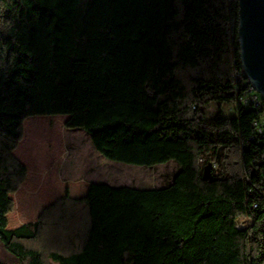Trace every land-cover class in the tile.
I'll list each match as a JSON object with an SVG mask.
<instances>
[{"label": "trees", "instance_id": "obj_1", "mask_svg": "<svg viewBox=\"0 0 264 264\" xmlns=\"http://www.w3.org/2000/svg\"><path fill=\"white\" fill-rule=\"evenodd\" d=\"M97 1L0 0V264H264V209L248 193L264 180V143L250 138L258 112L222 110L236 102L239 0H147L151 63L89 52ZM56 114L105 158L176 169L161 187L66 189L10 229L11 194L27 176L14 153L23 121ZM251 214L246 230L234 226Z\"/></svg>", "mask_w": 264, "mask_h": 264}, {"label": "rangeland", "instance_id": "obj_2", "mask_svg": "<svg viewBox=\"0 0 264 264\" xmlns=\"http://www.w3.org/2000/svg\"><path fill=\"white\" fill-rule=\"evenodd\" d=\"M96 4L93 15L86 21V39L96 37L89 52L94 48L98 51L96 55L143 57L148 52L145 43L153 42L154 6L147 0H98ZM231 107L235 103L222 106L224 115H235ZM216 109L217 105L210 103L205 112L211 117ZM66 118L65 114H56L24 119L23 137L14 153L26 166L27 176L11 194L14 208L8 214V228L33 220L42 207L61 198L66 189L75 196L92 182L127 184L140 189L161 187L165 176L176 169L173 161L147 167L105 158L93 147L88 133L64 126ZM25 123L29 124L27 133ZM18 213L31 214L13 225L12 216ZM5 256L0 245V258Z\"/></svg>", "mask_w": 264, "mask_h": 264}, {"label": "water", "instance_id": "obj_3", "mask_svg": "<svg viewBox=\"0 0 264 264\" xmlns=\"http://www.w3.org/2000/svg\"><path fill=\"white\" fill-rule=\"evenodd\" d=\"M240 63L244 77L264 95V0H239ZM211 161L204 164L202 175L212 179Z\"/></svg>", "mask_w": 264, "mask_h": 264}, {"label": "built area", "instance_id": "obj_4", "mask_svg": "<svg viewBox=\"0 0 264 264\" xmlns=\"http://www.w3.org/2000/svg\"><path fill=\"white\" fill-rule=\"evenodd\" d=\"M234 77L236 84L234 91L236 92L235 107L231 110L238 113L239 110L253 109L258 112V117L252 123V134L250 138L256 139L264 143V95L257 91L253 85L244 77L241 66L235 70ZM200 160H204L201 158ZM213 167L216 166L214 161H211ZM249 180V179H248ZM248 193L252 197L249 206L252 209H264V180L258 183H251ZM253 222V215L246 217H238L234 221V226L240 230H246Z\"/></svg>", "mask_w": 264, "mask_h": 264}, {"label": "crops", "instance_id": "obj_5", "mask_svg": "<svg viewBox=\"0 0 264 264\" xmlns=\"http://www.w3.org/2000/svg\"><path fill=\"white\" fill-rule=\"evenodd\" d=\"M92 55H93V51H92ZM154 58H155V49H153L152 51L151 50H148V52L143 56V57H139L138 59L139 60H141L142 62H144V63H151L153 60H154ZM68 117V116H67ZM67 119V118H66ZM65 119V120H66ZM91 184V183H90ZM90 184H87L85 187H84V189H83V194L81 193L80 195H75V196H73V195H70V196H72V197H79V196H83V195H85L86 194V192H87V190H88V188H89V186H90ZM124 185H127V184H124ZM118 186V185H117ZM120 186V185H119ZM66 191V190H65ZM45 207V206H44ZM43 209V207L35 214V216H34V219L33 220H26L25 222H30V221H34L36 218H37V216H38V214L40 213V211ZM11 213H9V215H10ZM31 213H28V215H30ZM28 215H25V214H20V213H18V214H14L13 216H12V224L13 225H15V224H17V223H19L20 221H22V219H24V217L26 216V218L28 217ZM8 217V223H9V216H7ZM28 218H30V216L28 217ZM25 222H22L21 224H23V223H25ZM21 224H19V225H21ZM18 225V226H19Z\"/></svg>", "mask_w": 264, "mask_h": 264}]
</instances>
